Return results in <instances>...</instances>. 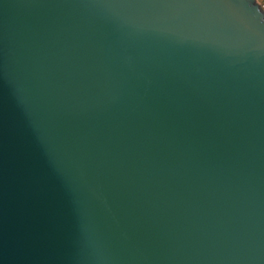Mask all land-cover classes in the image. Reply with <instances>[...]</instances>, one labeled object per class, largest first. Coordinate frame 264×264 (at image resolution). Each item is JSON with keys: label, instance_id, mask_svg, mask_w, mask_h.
I'll return each mask as SVG.
<instances>
[{"label": "water", "instance_id": "obj_1", "mask_svg": "<svg viewBox=\"0 0 264 264\" xmlns=\"http://www.w3.org/2000/svg\"><path fill=\"white\" fill-rule=\"evenodd\" d=\"M0 264H264L257 0H0Z\"/></svg>", "mask_w": 264, "mask_h": 264}, {"label": "rangeland", "instance_id": "obj_2", "mask_svg": "<svg viewBox=\"0 0 264 264\" xmlns=\"http://www.w3.org/2000/svg\"><path fill=\"white\" fill-rule=\"evenodd\" d=\"M258 4L262 7L264 10V0H257Z\"/></svg>", "mask_w": 264, "mask_h": 264}]
</instances>
